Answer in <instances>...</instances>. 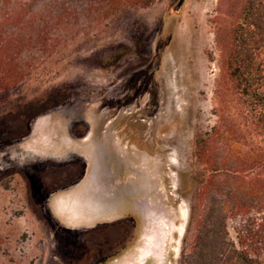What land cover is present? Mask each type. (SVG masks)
Returning <instances> with one entry per match:
<instances>
[{
  "label": "rangeland",
  "instance_id": "374dc122",
  "mask_svg": "<svg viewBox=\"0 0 264 264\" xmlns=\"http://www.w3.org/2000/svg\"><path fill=\"white\" fill-rule=\"evenodd\" d=\"M178 1L0 0V264H120L145 241L146 264H183L210 167L196 136L220 126L219 169L264 154L222 85L243 0Z\"/></svg>",
  "mask_w": 264,
  "mask_h": 264
},
{
  "label": "trees",
  "instance_id": "16d2710c",
  "mask_svg": "<svg viewBox=\"0 0 264 264\" xmlns=\"http://www.w3.org/2000/svg\"><path fill=\"white\" fill-rule=\"evenodd\" d=\"M119 1L147 7L154 0ZM220 66L222 88L235 95L247 125L264 134V0L242 1L222 48ZM219 127L213 125L195 138V156L209 157L210 167L183 264H264V154H248L241 162L228 158L219 169L212 155ZM237 216L244 218L242 228L231 236L227 220Z\"/></svg>",
  "mask_w": 264,
  "mask_h": 264
},
{
  "label": "water",
  "instance_id": "95a60500",
  "mask_svg": "<svg viewBox=\"0 0 264 264\" xmlns=\"http://www.w3.org/2000/svg\"><path fill=\"white\" fill-rule=\"evenodd\" d=\"M183 0H179L178 3L175 6V9H177L180 4L182 3ZM161 230V228H160ZM158 231H156L157 233ZM158 237L157 234L155 235V238ZM163 236L160 235V238H162ZM150 239V238H149ZM148 241H145L144 244L140 247H137V250L139 251L137 257L133 258L132 261H126L128 262V264H146V262L148 261V256L151 255L150 254V248L148 249L147 243ZM133 257V255H131ZM124 261V262H125ZM124 262H120V264H123Z\"/></svg>",
  "mask_w": 264,
  "mask_h": 264
},
{
  "label": "bare ground",
  "instance_id": "6f19581e",
  "mask_svg": "<svg viewBox=\"0 0 264 264\" xmlns=\"http://www.w3.org/2000/svg\"><path fill=\"white\" fill-rule=\"evenodd\" d=\"M99 197H101L100 195H99ZM101 200V198L98 200H96L97 202L96 203H90L91 204V206L90 205H87L86 207L85 206H83V207H85L86 208V212H84V214H83V216H81V215H79V214H77L76 212H75V209L76 208H68V210L65 212V216H66V218H67V220H70V221H77V220H80V218L82 219V218H89V216H91L93 213H95L96 212V210H100V208L98 209V207L100 206V204H101V202H99ZM90 209H92V210H90ZM102 211V210H101ZM100 211V212H101ZM93 212V213H92Z\"/></svg>",
  "mask_w": 264,
  "mask_h": 264
}]
</instances>
